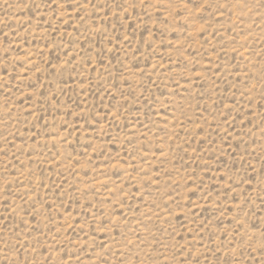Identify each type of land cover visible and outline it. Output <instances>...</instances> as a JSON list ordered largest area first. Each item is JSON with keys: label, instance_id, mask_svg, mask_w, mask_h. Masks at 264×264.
I'll use <instances>...</instances> for the list:
<instances>
[{"label": "rangeland", "instance_id": "obj_1", "mask_svg": "<svg viewBox=\"0 0 264 264\" xmlns=\"http://www.w3.org/2000/svg\"><path fill=\"white\" fill-rule=\"evenodd\" d=\"M0 264H264V0H0Z\"/></svg>", "mask_w": 264, "mask_h": 264}]
</instances>
